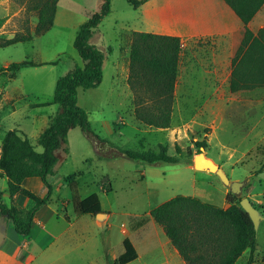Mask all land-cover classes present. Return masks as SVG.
Masks as SVG:
<instances>
[{"label":"rangeland","instance_id":"374dc122","mask_svg":"<svg viewBox=\"0 0 264 264\" xmlns=\"http://www.w3.org/2000/svg\"><path fill=\"white\" fill-rule=\"evenodd\" d=\"M162 1L149 0L148 5L135 9L128 0H111V13L97 31L103 35L102 44L111 47L113 53H106L100 87L79 91V106L88 113L90 125L100 138L133 151H158L159 145H166L168 154L178 156L181 162L148 166L123 158H104L108 157L109 151L97 150L79 127L71 130L69 154L58 166L56 175L49 178L54 187L51 202L38 213L46 223L48 235L35 225L32 235L19 236L12 222L1 218L0 264H109L108 257L114 260L124 253L125 238L130 239L140 252L141 264L163 262V243L167 240L163 231L159 230L160 237L153 225L132 231L128 218L149 215L178 196L202 197L218 207L226 205L223 193H229L231 188L225 187L217 175L196 171L194 164L185 162L188 148L195 157L200 151L196 142L203 141L206 143V148L202 149L205 156L221 165L231 184L246 182L239 197L246 198L250 194V202L263 215L256 232L255 264H264V172L251 176L264 165V97L255 100L237 97L226 114L211 116L204 110L193 115L190 123L172 132L149 127L137 118V111L152 110L155 99L153 93L142 88L133 89L126 81L125 61L129 52L126 55L123 52V40L133 32L158 33L159 21L147 11ZM102 3L103 0H62L58 25L50 33L38 37L36 0H0V45L16 34L34 36L32 42L0 48V70L24 61L53 63L22 68L14 76H0L2 134L20 129L37 151L42 152L37 139L47 125L45 115H56L58 107L40 105L53 101L60 77L76 66H84L85 62L73 46V27L99 12ZM261 16H264V10ZM203 43L200 40L193 46L201 47ZM177 91L174 89L172 95L171 112L174 103L180 99L179 87ZM260 92L264 94V89ZM238 101L247 102L245 108H240ZM175 116L180 119L179 114ZM177 147L182 150L181 155H177ZM70 175L77 176L83 199L92 194L99 196L102 215H106L102 216L103 220L75 214L65 183ZM108 181L112 186L109 194L103 191V185ZM24 187L41 197L47 193L38 178L27 179ZM4 189L7 191L5 182L0 180V192ZM24 242L28 254L23 246L19 248ZM248 258L249 253H245L237 264H245Z\"/></svg>","mask_w":264,"mask_h":264},{"label":"trees","instance_id":"16d2710c","mask_svg":"<svg viewBox=\"0 0 264 264\" xmlns=\"http://www.w3.org/2000/svg\"><path fill=\"white\" fill-rule=\"evenodd\" d=\"M38 24L36 35L47 34L54 26L60 0H36ZM244 25V37L233 60L230 79L232 93L264 89V28L254 34L249 23L264 5V0H223ZM149 0H128L135 9H140ZM111 13V0H103L99 12L94 13L78 30L73 46L85 62L83 67L76 66L56 82L53 101L41 104L42 107L56 105L58 111L49 120L47 128L39 135L38 152L29 137L17 130L5 133L0 151V179H6L9 203L2 200L0 192V219L12 222L16 234L29 237L37 213L49 205L54 187L49 182L57 168L69 154V132L79 127L90 139L97 150L109 151L104 158H123L148 166L177 165L178 156H170L166 145L159 150H124L108 140L100 138L92 129L88 113L79 106V90L98 88L103 82L106 52L92 44V38L103 20ZM30 33L16 34L6 40L0 48L19 43L32 42ZM130 75L128 83L133 89L142 88L153 93L154 107L148 111H137L142 123L155 129H169L172 122L171 101L178 75V61L181 52L179 38L148 33L133 32L129 36ZM112 52L111 49L108 50ZM53 63L24 61L14 63L0 70V76H14L22 68L37 67ZM201 149L206 143L196 142ZM177 155L182 150L177 147ZM200 151L198 153H200ZM188 165H193L194 154L187 150ZM264 172V165L251 176ZM76 175H70L65 183L69 187L74 212L77 216L96 217L103 213L97 194L83 199L79 192ZM38 178L46 188L44 196H38L23 187L27 179ZM103 191L112 192L110 181L103 185ZM16 195L26 197L32 206L21 208L14 202ZM243 197L231 190L226 195L228 207L223 209L204 202L198 197L178 196L155 208L149 215L128 218L132 231H137L154 220L161 226L172 246L187 264H237L239 259L249 253L245 264H255L257 233L249 215L240 206ZM124 253L109 264H129L138 258L136 248L130 239L123 241Z\"/></svg>","mask_w":264,"mask_h":264},{"label":"crops","instance_id":"0c3cea01","mask_svg":"<svg viewBox=\"0 0 264 264\" xmlns=\"http://www.w3.org/2000/svg\"><path fill=\"white\" fill-rule=\"evenodd\" d=\"M61 1L62 0L58 3L54 26L48 33L54 30L59 23V5ZM263 10L264 5L248 25V28L254 34H257L264 28V16H261ZM147 13L148 15H153L157 18L160 27V31L158 33L153 31L148 34L179 38L181 42V52L178 61V75L175 85L176 93L178 92V87L180 89V99L177 103H174V107L172 108L171 127L169 129L159 130L172 132L176 128H181L182 126L190 123L193 115L199 114L204 110L211 116L214 115L218 117L223 113L226 114L228 109L232 106L231 104L235 103L237 100V97L244 100H255L262 96L264 97V94L260 92L263 89L243 91L239 92V94L232 93L230 90L233 60L242 43L245 29L241 20L223 0H163L160 4H157L149 9ZM69 18H73V16H70ZM87 20L88 19L83 21L81 20L76 24V27H73V40H75L77 36L79 27ZM69 23L70 21L67 25H69ZM129 36L130 35L123 40V52L125 55L129 52ZM102 38L103 35L96 31L91 40L92 44L98 47L101 51L109 53L108 50H112V48L104 46L102 44ZM200 40H203L204 43L201 47L198 46V44L195 45V49L193 43L199 42ZM111 53H113V50ZM125 62L127 67V81L129 78L130 53L129 58H127ZM98 88L91 90H97ZM246 104L247 102L238 101L240 108H245ZM177 114L180 115V119L175 118V115ZM45 116L47 125L43 130L47 128L50 118L54 115ZM0 127H2V125H0ZM18 131L21 130L19 129ZM2 133V130H0V151L2 139L5 135V133ZM218 166L221 167V165ZM0 180L5 182V186L7 188L6 179ZM25 183L26 180L23 183V187L25 186ZM1 194L4 201L9 199L8 191L5 189L1 192ZM223 194L226 199L228 192L224 191ZM247 197L251 198V195L247 194ZM198 198L202 199V197ZM13 200L21 208H30L32 206L29 205L28 199L22 195H16ZM203 201L210 203L205 200ZM221 208L226 209L227 204ZM38 213L33 223L31 235L34 232L36 225V227H38L40 231L42 233L44 232L47 236L48 232L45 230L46 223L39 218ZM53 214L55 213L53 212ZM148 225H153V227H155L154 231L157 236L160 237V229L166 236L163 228L154 220H150L143 228ZM166 239L167 240L163 243V247L165 248L163 262L159 264H187L180 256L179 252L172 246L167 236ZM22 246L27 252V243H20L19 248ZM134 247L136 248V246ZM136 251L138 253V258L129 264H141L142 256L137 248ZM32 259L33 258H30V260Z\"/></svg>","mask_w":264,"mask_h":264},{"label":"water","instance_id":"95a60500","mask_svg":"<svg viewBox=\"0 0 264 264\" xmlns=\"http://www.w3.org/2000/svg\"><path fill=\"white\" fill-rule=\"evenodd\" d=\"M194 169L196 171L199 172H208V173H212L217 175L220 180L223 182V184L225 185V187H230L231 191L240 196L241 194V188L246 184V182H233L231 184L228 176L226 175V173L224 172V170L216 165L212 160L208 159L205 156L204 151L201 149L200 153H198L195 157H194ZM240 206L243 208V210L249 215L251 221L254 224V229L257 232L259 229V226L261 224V222L263 221V215L260 212V210H258L249 200V198H243L240 202ZM102 216H106V215H102L98 214L96 217L98 220H103Z\"/></svg>","mask_w":264,"mask_h":264}]
</instances>
